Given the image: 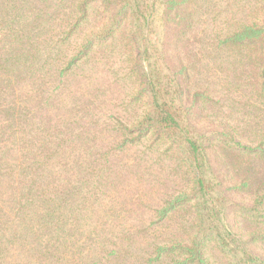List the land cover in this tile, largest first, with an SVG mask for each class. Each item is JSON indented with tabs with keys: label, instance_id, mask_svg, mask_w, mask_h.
Listing matches in <instances>:
<instances>
[{
	"label": "rangeland",
	"instance_id": "1",
	"mask_svg": "<svg viewBox=\"0 0 264 264\" xmlns=\"http://www.w3.org/2000/svg\"><path fill=\"white\" fill-rule=\"evenodd\" d=\"M78 1L0 0V31L4 33L0 40L5 45L13 43L11 28L21 38L31 35L32 42L28 43L33 46L28 44L24 51L34 59L32 76L16 81L13 91L12 86H5L3 99L19 96L17 100L25 105L31 92L33 109L50 117L53 138L64 139L62 147L71 153L69 165L77 157L76 172L85 178L76 186L87 184V197H91V205L80 214L77 237L91 231L93 225H100V230L107 227L112 230L113 242L126 245L123 239L129 241L131 260H138L154 244L190 242V233L196 235L198 208L203 204L193 199L176 206L191 192L192 183V170L179 150L154 134L139 138L138 133L130 132L147 110L146 98L139 97L136 81L139 56L133 36L137 33L124 25L119 34L76 60L86 37L106 22V10L99 1L86 7L87 14ZM204 5L194 16L195 28L178 50L183 57L178 65L184 64L178 71L186 67L183 81L191 92L188 103H184V116L197 120L203 132L223 126L230 131L234 128L236 140L260 148L264 140V95L251 70L255 56L249 51L229 52L219 37L238 20H251L255 12L264 18V0H207ZM164 7L163 0L156 1L145 33L139 34L141 51L147 49L144 56L149 55L153 63H161L160 57L166 56ZM167 52L171 56L175 53ZM47 59L52 61L48 63ZM42 60L46 64L39 68ZM143 63L149 66L147 60ZM173 79L168 74L166 80ZM195 95L199 100H194ZM212 145L213 168L226 187L224 222L231 231L245 236L264 232V225L246 221L237 206L247 203L256 189L264 188V156L233 150L220 140L214 139ZM70 174L74 180L76 173L68 175L73 185ZM69 190L70 186L67 201L77 199ZM229 200L231 204H227ZM69 208H74L73 202ZM103 222L105 226H101ZM97 235L106 236L104 231ZM105 247L117 248L110 243ZM256 251L261 249L257 247ZM87 256L97 261L95 253ZM20 260L23 258L14 253L10 258L11 262ZM205 260V264H232L213 243L207 248Z\"/></svg>",
	"mask_w": 264,
	"mask_h": 264
},
{
	"label": "trees",
	"instance_id": "2",
	"mask_svg": "<svg viewBox=\"0 0 264 264\" xmlns=\"http://www.w3.org/2000/svg\"><path fill=\"white\" fill-rule=\"evenodd\" d=\"M96 1L106 10V22L99 31L86 37L75 59L87 57L94 46L102 45L119 34L124 25L137 33L133 36L139 56L136 81L139 82V97L146 98L147 110L130 132L138 133L139 138L154 134L168 140L189 164L192 170L191 192L184 199H179L176 206L193 199L203 204H198L200 207L194 225L196 235L193 237V232L190 233V242L183 245L154 244L140 259L135 257L133 261V253L127 249L129 241L123 239L126 245L113 242L112 230L107 227L100 230V225H93L91 231L86 230L85 235L77 237L76 232L81 227L80 214L86 205H91V197H87L89 192L86 191L88 185L76 186L81 178H85L76 172L77 157L74 155V163L69 165L67 158L71 153L63 149L64 139L53 138L50 117H43V113L33 109L31 92L25 105L17 100L19 96L9 101L3 99L5 86H12L10 90L13 91L16 81L32 76L30 70L34 61L32 56L26 55L28 50L24 51L28 44L33 46V43H28L32 42L31 35L21 38L15 28H11L9 34L14 38L13 43L5 45L0 40V264H89L88 261L92 260L87 255L90 253L98 255L97 261L90 264H205L211 243L220 248L232 264H264V232L245 236L231 231L224 222L222 210L226 207L222 200H227L226 187L210 158L214 139L226 143L233 150L260 156H264V140L260 148H252L236 140L234 128H229L233 130L230 131L223 126L203 132L197 120L184 116V103H188L191 92L183 81L186 67L182 69L183 73L178 71L179 66H184L183 63L178 65L183 58L178 50L187 33L195 28L194 16L205 8L207 0H163V50L166 56L160 57L161 63L157 60L153 63L149 55L144 56L148 50L141 51L142 39L139 36L145 33L157 0H79L78 4L85 7L87 14L86 7ZM115 1L119 5L114 6ZM222 34L219 41L229 52L249 51L255 56L256 63L251 70L264 95V18L255 12L251 20H238ZM3 36L0 31V37ZM173 50L175 53L171 56L167 51ZM144 60H147L148 67ZM51 61L47 59L48 63ZM45 64L46 61L42 60L38 67ZM168 74L173 76V81L166 80ZM197 96L195 101L199 100ZM197 108H200L198 103ZM72 172L76 173L74 180L70 174L73 185L68 176ZM89 180L90 177L86 179ZM68 186L69 193L77 199L67 201ZM253 194L247 203L237 206L242 209L241 214L246 221L262 226L264 188L256 189ZM72 202L74 208L70 209ZM231 203L229 200L227 204ZM90 210L93 212L95 207ZM103 231L106 236L97 235ZM106 243L117 248L106 249ZM257 247L261 251L255 252ZM13 253L23 258L21 263L10 261ZM165 260L173 262L165 263Z\"/></svg>",
	"mask_w": 264,
	"mask_h": 264
}]
</instances>
